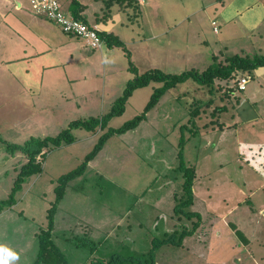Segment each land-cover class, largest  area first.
Returning <instances> with one entry per match:
<instances>
[{
    "label": "rangeland",
    "instance_id": "rangeland-1",
    "mask_svg": "<svg viewBox=\"0 0 264 264\" xmlns=\"http://www.w3.org/2000/svg\"><path fill=\"white\" fill-rule=\"evenodd\" d=\"M159 1L181 5V9L163 10L171 30L158 38L156 44L167 53L178 47L182 52L178 53L176 59L179 62L175 64H167L175 59V55L172 58L167 54L166 64L161 68L164 72L179 74L191 69L204 72L229 53L264 54V22L257 28H249L237 16L234 23L225 25L215 9L209 8L210 0ZM239 4L238 1L236 5ZM242 7L243 3L238 9L248 10ZM236 9L234 6L229 11ZM176 11L182 14L184 23L178 28L183 33L173 30L180 16ZM212 18L218 19L216 25L221 27L224 36L215 34ZM219 37H224L228 53L223 41L217 42ZM4 54L13 55L9 50L4 51L3 46L0 48V199L9 197L19 172L15 174L14 169L27 161L21 152L9 154L3 140L24 144L30 138L56 136L69 127L70 120L101 117L112 107L108 94L102 99L100 85L86 107L82 104L78 108L62 97L78 93L82 84L83 88L103 84L100 71L90 73L89 81H84L82 72H78V80L72 78L73 74L67 73L68 70L51 77L35 70L32 74L12 62L6 64ZM137 61L135 66L139 73L150 70L151 66ZM127 65L124 56L117 66L124 69L117 83L122 86L115 90L117 98L127 80L133 77L130 71L126 74ZM237 75L241 74L238 72L226 80L216 79L213 87L190 78L169 89L139 127L111 138L102 155L103 160L111 155V162L105 161L103 165L110 170L104 169L92 177L86 169L82 177L70 183L61 207L77 211V215L93 228L81 223L65 235L67 251L64 254L69 263L92 264L95 261L96 264L98 260L111 259L114 254L145 255L152 246V238L163 237L164 232L176 229L181 231L184 225L192 228L193 220L172 211L174 199L176 204L184 182L177 167L181 151L179 142L183 137L186 140L182 147L184 160L188 166L196 167V199L190 210L201 213V225L192 236L184 239L182 245L168 244L160 248L156 253V264H264V149L260 145L264 143V84H257L254 77L246 91H239ZM106 84L112 83L108 80ZM161 84L153 82L135 91L125 112L113 117L108 125L119 127L142 112L154 87ZM97 96L101 98L96 104ZM198 102L203 105L195 117L197 130L188 121ZM86 131L85 128L73 129L77 142L53 149L44 159L39 155L38 160H43L42 176L38 183L35 182L38 175L31 177L20 192H29L38 199L49 184L55 189L59 177L77 168L98 141L82 143ZM88 136L94 137L90 133ZM84 177L88 178L82 181ZM76 185L84 190L81 195L76 190L72 192ZM20 192L16 193V200ZM28 199L25 201L30 203L27 211H33L42 221L40 211L45 207L47 197L41 196L35 202H28ZM111 216H118L121 225L108 230ZM127 223H130L128 227ZM239 231H243L248 242L243 241ZM72 236L86 241L81 245L70 243L68 238ZM58 246L62 250L61 243Z\"/></svg>",
    "mask_w": 264,
    "mask_h": 264
},
{
    "label": "crops",
    "instance_id": "crops-1",
    "mask_svg": "<svg viewBox=\"0 0 264 264\" xmlns=\"http://www.w3.org/2000/svg\"><path fill=\"white\" fill-rule=\"evenodd\" d=\"M210 1L212 4L208 3L209 8L215 9L217 15L222 19L225 25H229L232 22L234 23L235 17L237 16L241 17L242 21L244 20L249 28H257L264 22V0H248L246 3H244L246 0ZM238 1L240 4L237 6L236 3H238ZM60 2L63 10L67 14L82 19L89 24L97 25L99 33L113 36L121 41L122 45H109L104 41L100 49L89 48L80 38L66 34L57 24L50 21L45 16L34 13L31 10L29 0H0V48L3 46L4 51L9 50L13 54L12 56H6L5 54L2 56L6 64L12 62L15 66L19 65L24 72H30L32 74L35 70L37 73H47L49 74L48 76L51 77L56 73H65L66 70H68L67 73L73 74L72 78L78 80L77 74L78 72H82L84 81H89L92 77L90 73L98 74L99 71L102 72L103 84L89 85L92 90H87L89 87L83 88L84 84H82L78 89V93H73V96L70 94H64L62 96L67 98V102L73 103L72 105L78 108H81L82 104L84 107L90 105L91 103H88V99H91V96L97 91L99 85L103 89L101 95L102 99H105L106 94H108L107 98L110 104H113L117 99L115 90L118 89L119 86H122L117 83L120 81L119 74H121L124 69H119L117 66L119 60L124 56L127 57L128 62L126 74H129L128 71L133 73V77L128 79L127 82L133 79L136 73H143L142 71L139 73L138 70L131 68V64L136 67L135 64L138 63L137 60H141L140 62L143 65L151 66L150 69H160L162 71H164L161 68L166 64L165 60L166 57H168L167 54L170 57L175 55V59H173L172 62L169 60L167 64L179 62L176 58L177 55L182 53L180 50L181 48L178 47L176 50H172L170 47V51L167 53L162 46L156 44L158 38L171 30L167 25L168 20L163 10L169 8L175 10L177 8L181 9V5L177 2H165V0L164 4L159 0H144L143 2L140 0H60ZM242 3L244 9H248L247 11L238 9ZM152 5L154 7L153 11H151ZM233 5L236 6L237 9L235 11H229L234 7ZM177 14H180V16L177 17L178 20L175 21L173 30L176 32L177 29V31L183 33V30L178 28L182 27L184 23L182 14L180 12H177ZM179 20L180 22L178 23ZM211 22L212 25L215 26L218 19L212 18ZM214 32L215 34H223L224 36L220 26H218V31L216 32L214 30ZM180 37L182 39V35H180ZM229 37L230 35L228 38ZM223 38L224 37H219L217 42L223 41V47L224 49L226 48L225 51L228 53V46L224 45ZM17 71L21 72V70L18 69ZM254 77L257 78V84H264V67L257 69ZM108 80L109 83L112 84H106ZM67 81L70 83L69 77H67ZM77 82L79 83V81ZM126 84L124 85L126 86ZM125 86L122 88L121 94ZM255 89L256 85L253 91H255ZM111 96H115V99L110 100ZM101 97H98L94 102L97 104ZM77 101L79 102L77 103ZM103 103H106V100H104ZM73 120L75 119L69 122ZM175 124L176 123L173 125L174 130L177 128V124ZM102 132L103 130L101 129L96 132L86 131V134H83L84 137L81 139V142L85 143L88 140L95 142ZM88 133L93 134L94 137L88 136ZM153 134L154 133H152V135ZM111 138L107 141L99 154L88 164L87 170L92 177L97 173L100 174L104 169L110 170V167L105 168L103 165L105 161L111 162V155L105 160L102 159V155L107 145H109ZM77 140L76 138L73 143L77 142ZM260 145L264 149V143H260ZM51 152L52 151L48 154L50 155ZM17 171L18 168H15V174ZM43 172L44 167L42 173ZM42 173L35 179L36 183H38L37 181L40 175L42 176ZM11 177L13 179V176ZM87 178L88 177H84L82 181ZM51 182L52 179L50 183ZM69 187L70 185L67 190ZM193 189L195 193V187ZM75 190L79 195L84 192L79 185L72 187L73 193ZM28 193H21L12 206L0 212V264H35L37 259L39 249L38 235L41 229L47 228L48 209L55 198V189L54 186L52 188L49 184V186L44 189V192L39 195L38 199H36V195H30ZM41 196H43V198L47 197V203L40 211L42 221H40V217L36 216L33 211H27L30 208V203L25 202L28 197V202L39 201ZM64 198L65 196L63 199ZM63 199L59 203L58 211L55 216L52 236L58 245L61 243L62 251L65 253L67 251V247L64 243L67 240L65 235L71 232L72 227L81 223H85L91 230L93 227H91L85 219L81 218L80 215H77V211L69 210L66 207L62 208L61 202ZM172 206V211H174L175 199ZM224 216L227 217L226 215ZM120 225L121 223L119 222L118 216H111V223L108 230L117 228L116 226L120 227ZM129 225L130 223H127L126 227ZM97 230H101V228ZM114 231L115 229L113 232ZM113 232L111 234H113ZM69 242L71 243L72 241L70 240ZM231 247L234 248L233 246ZM68 258H70V255ZM72 264L76 263L72 262Z\"/></svg>",
    "mask_w": 264,
    "mask_h": 264
},
{
    "label": "trees",
    "instance_id": "trees-1",
    "mask_svg": "<svg viewBox=\"0 0 264 264\" xmlns=\"http://www.w3.org/2000/svg\"><path fill=\"white\" fill-rule=\"evenodd\" d=\"M100 36L109 45H122L121 41L109 34L100 33ZM260 67H264V54H228L225 59L219 61L216 65L210 66L204 72L191 69L177 74L164 72L160 69H150L142 74L136 73V76L127 82L122 94L113 102L110 111L101 117L73 120L70 122L69 127L62 131L59 135L45 136L44 138H30L24 144L10 143L3 140L9 154L14 155L16 152H21L27 157V161L19 167V172L15 177L14 185L9 197L6 199H0V212H2L5 208L12 206L16 202V193L23 189L24 184L33 175H39L42 173L43 160H38L39 155H42L41 158L44 159V157L47 156V154L53 149L73 143L76 140L75 135L72 133L73 129L85 128L92 132H96L100 129L103 130V133L99 136L93 149L86 154L83 162L77 168L59 177L57 181L58 183L55 187V198L48 209L47 228L41 229L38 235L39 249L35 264H71L68 262L66 255L60 249L52 236L58 206L60 201L65 196L70 183L82 176L88 168L89 162L99 154L111 137L133 131L139 127L141 122L147 119L148 113L158 104L161 97L169 89L175 87L179 83H183L192 78L202 85L213 87L216 79H230L238 72L239 74L249 75L251 78H254L255 71ZM131 68L137 70L133 64H131ZM153 82L162 84L154 87V91L148 103H146L143 111L136 114L119 127H110L108 125L109 121L113 117L120 116L125 112L127 102L133 93L137 89L147 87ZM202 105L203 104H201V102H198L196 105L197 107L190 114L188 124H192V127L195 129H197L195 117L199 115ZM184 126H187V124H184ZM189 139L190 138H188V140ZM0 140H2L1 137ZM185 142V138L181 137L179 142L181 150L179 153L180 161L177 167L182 173L184 182L182 184V194L174 206L173 213L175 215H182L188 220H193L192 228L183 224L184 226L182 225L183 227L181 228V231L176 229L174 231L164 232L163 237L152 238V246L145 255L124 256L114 254L111 259L98 260L96 264H156V253L160 248L168 244L177 246L182 245L184 239L187 236H192L200 227L202 219L201 213L196 210H190V207L195 201L193 188L196 178V167L192 165L188 166L184 160L182 147ZM194 218H197V220H194ZM239 235L242 237L244 242H248V239L244 235L243 231H239ZM79 238L80 237H77L76 239L72 236L68 239L76 245H81L84 241H86H82L80 240L82 238ZM94 262H92V264H94Z\"/></svg>",
    "mask_w": 264,
    "mask_h": 264
},
{
    "label": "built area",
    "instance_id": "built-area-1",
    "mask_svg": "<svg viewBox=\"0 0 264 264\" xmlns=\"http://www.w3.org/2000/svg\"><path fill=\"white\" fill-rule=\"evenodd\" d=\"M140 1L143 2L144 0ZM29 4L34 13L45 16L57 24L66 34L80 38L85 42L87 47L93 49H100L102 47L104 40L100 36L98 26L67 14L62 8L60 0H29ZM214 30L218 31L216 24ZM250 79L249 75H239L237 89L240 91L246 90Z\"/></svg>",
    "mask_w": 264,
    "mask_h": 264
}]
</instances>
